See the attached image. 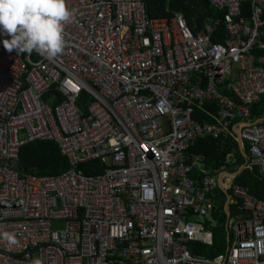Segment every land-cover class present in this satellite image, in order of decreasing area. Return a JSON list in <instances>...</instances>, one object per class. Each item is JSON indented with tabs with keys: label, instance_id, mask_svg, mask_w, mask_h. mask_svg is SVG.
I'll return each mask as SVG.
<instances>
[{
	"label": "built area",
	"instance_id": "1",
	"mask_svg": "<svg viewBox=\"0 0 264 264\" xmlns=\"http://www.w3.org/2000/svg\"><path fill=\"white\" fill-rule=\"evenodd\" d=\"M207 1L221 16L194 32L179 12L148 16L142 0H66L57 57L0 43V264H264V198L191 151L231 135L264 181V0ZM36 140L55 142L68 169L19 171ZM91 160L100 173L79 168ZM217 188L228 245L204 257L188 243L212 245L200 218Z\"/></svg>",
	"mask_w": 264,
	"mask_h": 264
},
{
	"label": "trees",
	"instance_id": "2",
	"mask_svg": "<svg viewBox=\"0 0 264 264\" xmlns=\"http://www.w3.org/2000/svg\"><path fill=\"white\" fill-rule=\"evenodd\" d=\"M145 10L150 17H169L175 12L181 13L187 20L188 26L197 32L204 27L207 17H220L218 12L207 0H142ZM248 4L245 7V13H248ZM211 40L221 41L220 30H214L210 36ZM213 112L217 111L214 104H206ZM205 108V107H204ZM262 107L256 106L253 110L251 120L255 119L256 114L260 113ZM194 117L204 123H212L214 119L204 112L198 110ZM248 145H244L241 150L237 141L228 135L225 138L205 137L198 139L191 151L202 153L205 156L207 168L213 174L221 171L235 173L238 168L246 163L245 154ZM85 174L93 175L103 170L102 164L98 160H91L79 165ZM17 169L19 171L33 173L38 175H57L68 169L67 158L62 155L55 142L49 140H36L26 143L19 150L17 160ZM233 186H240L256 196L264 198V181L259 177L257 167L251 169L243 168L232 180ZM231 195V190H228ZM214 199L211 212L200 218L204 228L212 231L213 243L210 246L198 243H188V248L192 253L204 257H214L217 254L225 252L228 240L225 229L226 213L224 204L226 193L221 189H215L212 194ZM229 211L234 213L233 206L229 204Z\"/></svg>",
	"mask_w": 264,
	"mask_h": 264
},
{
	"label": "clouds",
	"instance_id": "3",
	"mask_svg": "<svg viewBox=\"0 0 264 264\" xmlns=\"http://www.w3.org/2000/svg\"><path fill=\"white\" fill-rule=\"evenodd\" d=\"M73 17L66 0H0V40L5 50L38 52L49 59L65 47L63 29ZM4 238L14 242L11 234Z\"/></svg>",
	"mask_w": 264,
	"mask_h": 264
},
{
	"label": "water",
	"instance_id": "4",
	"mask_svg": "<svg viewBox=\"0 0 264 264\" xmlns=\"http://www.w3.org/2000/svg\"><path fill=\"white\" fill-rule=\"evenodd\" d=\"M236 141H237L238 145L241 147V142H240V140L237 139ZM243 168H244V164L241 165V166L238 168V170H237L234 174L236 175V174H237L239 171H241Z\"/></svg>",
	"mask_w": 264,
	"mask_h": 264
},
{
	"label": "crops",
	"instance_id": "5",
	"mask_svg": "<svg viewBox=\"0 0 264 264\" xmlns=\"http://www.w3.org/2000/svg\"><path fill=\"white\" fill-rule=\"evenodd\" d=\"M226 172H227V171H226ZM219 173H220V172H219ZM226 196H227V195H226ZM226 200H227V198H226ZM225 204H226V201H225ZM225 204H224V205H225ZM228 206H229V205H228Z\"/></svg>",
	"mask_w": 264,
	"mask_h": 264
}]
</instances>
